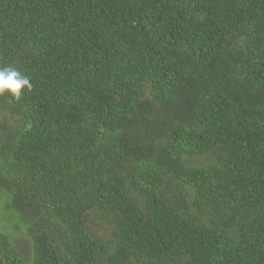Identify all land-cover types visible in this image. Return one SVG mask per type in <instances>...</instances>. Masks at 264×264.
<instances>
[{
    "label": "trees",
    "instance_id": "16d2710c",
    "mask_svg": "<svg viewBox=\"0 0 264 264\" xmlns=\"http://www.w3.org/2000/svg\"><path fill=\"white\" fill-rule=\"evenodd\" d=\"M3 66L0 264H264V0H0Z\"/></svg>",
    "mask_w": 264,
    "mask_h": 264
},
{
    "label": "clouds",
    "instance_id": "9594fccd",
    "mask_svg": "<svg viewBox=\"0 0 264 264\" xmlns=\"http://www.w3.org/2000/svg\"><path fill=\"white\" fill-rule=\"evenodd\" d=\"M32 84L28 76L13 66L0 67V96L9 95L17 100L22 90H31Z\"/></svg>",
    "mask_w": 264,
    "mask_h": 264
},
{
    "label": "rangeland",
    "instance_id": "374dc122",
    "mask_svg": "<svg viewBox=\"0 0 264 264\" xmlns=\"http://www.w3.org/2000/svg\"><path fill=\"white\" fill-rule=\"evenodd\" d=\"M2 207V204H0V208ZM3 218V214L0 215V219ZM2 226H4V229H7V230H10L12 229V225L10 223H3V222H0V230L2 228ZM91 228L94 230V233L98 236L100 235H104V228L102 227H98L99 229H95L94 226H91ZM18 235V240H16V238L14 237L13 238V243L15 244V242H18L21 244L20 246V250L24 253V251L26 250V247H27V244L29 242H27V238L20 232L17 233ZM17 243V244H18Z\"/></svg>",
    "mask_w": 264,
    "mask_h": 264
}]
</instances>
